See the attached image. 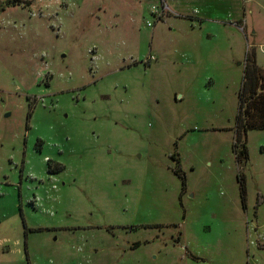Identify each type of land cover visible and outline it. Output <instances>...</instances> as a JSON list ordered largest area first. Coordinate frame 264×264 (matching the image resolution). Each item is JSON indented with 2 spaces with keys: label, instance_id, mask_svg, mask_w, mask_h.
<instances>
[{
  "label": "rangeland",
  "instance_id": "obj_1",
  "mask_svg": "<svg viewBox=\"0 0 264 264\" xmlns=\"http://www.w3.org/2000/svg\"><path fill=\"white\" fill-rule=\"evenodd\" d=\"M7 1L0 264H264V0Z\"/></svg>",
  "mask_w": 264,
  "mask_h": 264
},
{
  "label": "trees",
  "instance_id": "obj_2",
  "mask_svg": "<svg viewBox=\"0 0 264 264\" xmlns=\"http://www.w3.org/2000/svg\"><path fill=\"white\" fill-rule=\"evenodd\" d=\"M17 1L19 2V0H8L7 4L14 5ZM26 4H29V2H26ZM247 60L248 64L244 70V81L239 91L240 111L238 114L237 138L233 144V150L238 162H246L249 160V150L246 140L248 130L264 129V87L262 85L264 82V72L256 65L254 56L247 58ZM259 80H261L260 85ZM50 171H53V169L50 168ZM174 172L182 179V191H184L187 184L182 167L178 164ZM238 179L245 204L247 187L243 174H238Z\"/></svg>",
  "mask_w": 264,
  "mask_h": 264
}]
</instances>
